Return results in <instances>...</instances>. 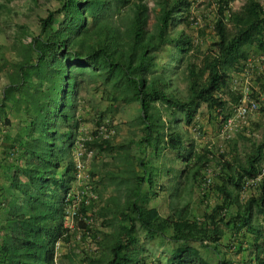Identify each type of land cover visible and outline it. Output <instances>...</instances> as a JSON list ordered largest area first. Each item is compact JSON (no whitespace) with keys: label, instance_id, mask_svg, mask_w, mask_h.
<instances>
[{"label":"trees","instance_id":"1","mask_svg":"<svg viewBox=\"0 0 264 264\" xmlns=\"http://www.w3.org/2000/svg\"><path fill=\"white\" fill-rule=\"evenodd\" d=\"M12 1L0 0V122L5 127L0 137L9 182L0 198V264H75L80 240L65 222L73 203L80 238L93 237L103 247L105 264H146L141 230L178 243L169 264H211L192 242L216 248L222 239L236 251L248 240L252 264H264V175L242 199L244 182L257 176L264 158V131L243 157L234 148L232 160L219 151L217 172L204 184L205 151L213 150L208 144L196 152L193 134L182 126L193 124L199 133L195 119L205 105L218 126L215 133L227 138L224 122L244 98L233 85V71L245 67L252 47L264 53V0H245L239 9L232 8L233 0H215L213 35L205 48L203 30L197 42L177 27L187 23L191 0H154L153 7L147 0H25L36 15V29L16 19ZM162 52L168 55L164 60ZM193 52L201 53L199 60ZM182 65L184 90L175 79ZM118 102L136 104L137 110L125 121L128 136L115 141L114 133L98 128L117 131L110 113ZM86 108L96 115L98 128L83 144L112 164L92 186L100 197L98 181L116 191L101 198L95 212L105 217L102 225L109 231L92 230L83 214L95 198L89 203L73 191L74 145ZM12 118L14 131L9 130ZM241 129L239 124L235 131ZM133 148L141 151L140 158ZM167 150L188 165L195 161L187 170L168 165L162 159ZM162 173L171 174V182L185 174L192 189L198 186L199 209L190 200L168 199L167 214L150 205L157 193L154 179ZM65 245L62 256L69 261L61 263L57 249ZM92 253L86 251L82 259L100 263L102 257ZM217 264L231 260L224 257Z\"/></svg>","mask_w":264,"mask_h":264},{"label":"rangeland","instance_id":"2","mask_svg":"<svg viewBox=\"0 0 264 264\" xmlns=\"http://www.w3.org/2000/svg\"><path fill=\"white\" fill-rule=\"evenodd\" d=\"M150 7L154 6V0H147ZM192 5L190 8V13H187V23L185 22H179L177 24L178 28H185V30L191 34H193L195 41L201 42V39L203 40L202 48L207 45L208 40L212 39V29H211V23L216 16V2L215 0H191ZM245 2V0H233L231 2V6L234 9H239L241 5ZM48 3V1H47ZM46 4V3H45ZM12 7L16 8L18 11L15 13V17L18 21L24 22L29 21L32 23V29L37 28V22H36V15L35 13L31 12V10L26 9L25 0H13L11 3ZM35 10L38 13H44L43 7H35ZM199 30L204 31V35L201 36L199 34ZM201 38V39H199ZM249 55L247 58V62L244 65L245 67L239 68L235 71H233V85L236 87L237 90H240L243 94V97L245 98H252L256 101H258L259 107L250 113H248L243 119L245 121H242L243 119H239V124H242L241 133L239 131H235V129L230 133V135L227 136V138L223 137L220 134L214 133L215 129L218 127L217 124L214 123V121L209 116L208 110L205 107V105H202L200 108V111L195 119V124L197 127L201 126V130L198 133V130H195L193 127V124H190L186 127V125H182L185 129H187L191 134H193V139L195 141V149L196 152H199L203 150V147L210 144L209 147H207L210 150V147L213 151H205V153L208 152L209 161L207 163L208 167L205 169V174L208 169H212L215 174L217 172V168L220 165L219 159L221 156H219V151H226L227 158L232 160L234 158L233 154L234 152L231 151L233 148L236 150L239 157H243L244 154H246L248 151H250L256 142L261 140L262 133L264 131V109L261 107L264 106V53L260 52L255 47H252L249 51ZM193 57L197 60L200 59L201 53L193 52ZM166 52L161 53V60H164L167 58ZM182 69L183 65L180 67L179 76L176 79L177 85H179L180 88L183 90L185 89V80L182 77ZM261 78V79H260ZM2 85V82H0V86ZM83 93H85L83 91ZM87 94V92H86ZM90 96V95H88ZM90 102V101H89ZM90 104V103H89ZM87 105V108L89 106ZM102 107H105L103 104ZM86 108V109H87ZM235 107H232L234 110ZM83 110V113L85 114L83 117V120L81 122V126L79 128V133L77 135V138L75 140L74 145V156L75 160L79 159L81 161L82 166L79 168V172H77V180L74 183L73 191L75 194L79 196L78 199H84L86 201H89L90 198H95V201L93 206L84 213V218L87 222H89V225L93 229H100L109 231L112 228L108 226L102 225V220H104L105 217L99 216L96 212L98 207L103 203L101 198H106L109 195L115 194L116 191L114 187L108 186L106 189H103L102 184L98 181V185H100V188H102V197L98 196L97 192L93 190V185L96 180H99L101 177H104L105 171L112 167V164H107L109 160L108 156L105 155H96L94 156L93 150L89 149L85 144H83V141L91 136L92 132L98 128L96 125V115L90 113L89 110ZM137 110L136 104H122L120 102L116 103L112 110L111 115L113 116L114 124L117 126V131H107L106 126H101L98 128L100 133H103L105 135L114 133L115 137L114 140L118 141L121 138L127 137L128 132V125L125 123L127 119H129L133 113H135ZM81 111L79 110V113ZM106 116H110L109 114ZM200 124V125H199ZM206 133V134H205ZM220 133V132H218ZM203 134V135H202ZM192 136V135H191ZM204 136V137H203ZM214 144V145H213ZM135 148V145H133ZM133 148V151L135 150V154L140 158L139 152L136 151V149ZM82 150L81 154H78V152ZM212 152V153H211ZM215 152V153H213ZM195 156V155H194ZM163 161L167 162V164H170L171 166H174L176 168L184 167V169L187 170L188 166H191L194 161L195 157H193L189 165L186 164V162L182 160H178L175 158V155L169 152L168 150L164 152V157L162 158ZM149 160V159H148ZM148 162V161H147ZM164 164V162H163ZM261 165H264V158L261 161ZM163 167V166H162ZM164 168V167H163ZM90 169L96 170V174L92 175L90 172ZM137 169L139 172H141V167L137 166ZM204 174V175H205ZM214 174V175H215ZM204 177V176H203ZM155 186L157 188V193L153 197H151L150 203L158 205L160 211L164 212L167 209V202L164 201L165 195L168 191L172 190V185L167 182L166 175L163 173L159 176H156L155 179ZM179 182V183H176ZM175 182L174 186H177L178 191L180 193V197H176V194L173 196V199L175 201H178L179 204H182L186 202L187 200H190L191 206L193 209H199V207H196V201L198 200V192L200 191L198 186H194V188H191V181L186 178L185 174H181L177 181ZM250 186H253L249 184L247 186V189L245 192H243V198L246 197V192ZM211 196V202H214L216 198H214V195L210 193ZM91 200L89 201V203ZM87 203V202H86ZM76 206L75 203H73V207L68 208V215L65 218V222L67 225L72 226L76 233V236L73 237L74 240H80L76 241L78 244L77 247V254L74 257L75 264H89L88 259L84 258L82 259V256L86 251L89 253L92 251H96L97 256L102 257V260L100 263L97 264H105V252L103 247H101L100 244H97L95 239L93 237L91 240H89L87 237L80 238L81 233L76 230V219L73 218V212L75 210ZM109 216V215H107ZM74 233V234H75ZM146 234L141 230L140 231V237H144ZM68 248L65 246H59L57 249V259L61 263H67L69 259L67 257L62 256L63 253ZM96 254H90V256L93 258L96 257ZM86 256V255H85Z\"/></svg>","mask_w":264,"mask_h":264},{"label":"crops","instance_id":"3","mask_svg":"<svg viewBox=\"0 0 264 264\" xmlns=\"http://www.w3.org/2000/svg\"><path fill=\"white\" fill-rule=\"evenodd\" d=\"M0 82H2V85L0 86V97H1V89L3 86V79H0ZM2 123L0 122V135L2 131H5V127L1 125ZM16 121L12 118V123L9 125V130L14 131L16 130ZM215 133V132H214ZM5 140V139H4ZM5 146V141H0V198H4L6 194V189L9 184L8 179H7V159H4V153L3 148ZM169 165V164H168ZM171 174H167V182L172 185V190L168 191L167 194L165 195L164 201L167 202V209L162 212L160 211L158 205L150 203V205H155L158 207L159 211L161 214H167L170 211V207L168 205V199H173V196L175 193L179 194L178 189H174L175 181L171 182L170 179ZM257 184V183H256ZM176 190V191H175ZM151 200V199H150ZM264 225V222H263ZM223 226V225H222ZM225 232L227 233V236H229L231 229L229 227H224ZM146 235L141 238L143 243L145 244V254L147 255L146 257V264H169V255L173 248L178 244L177 242L169 239L168 237H163L161 234H154L153 236H150L146 232H144ZM226 236V237H227ZM225 237V238H226ZM226 240L222 239L220 242V245L218 243L217 247L214 248L213 246H203L199 244V242H192L194 246H197L199 248L200 254L207 258L211 264H217L219 260L222 258H227L231 260V264H252L254 263V258L252 253H250L251 248H249L250 243L248 240L244 239V243L242 244V249L239 251H236L237 247L235 246H228L224 245V242ZM219 250L221 252H219Z\"/></svg>","mask_w":264,"mask_h":264},{"label":"built area","instance_id":"4","mask_svg":"<svg viewBox=\"0 0 264 264\" xmlns=\"http://www.w3.org/2000/svg\"><path fill=\"white\" fill-rule=\"evenodd\" d=\"M259 107L258 101L252 99V98H243L234 108L233 114L230 115L228 118H226L225 122H224V132L227 135H230V133L237 128V126L239 125V119L240 118H244L248 113L255 111L257 108ZM242 121H245L244 119ZM2 140V138L0 137V141ZM82 150H80L78 152V154H81ZM82 166L81 161H79V159H77L76 161V167L78 169L79 172V168ZM214 171L212 169H208L205 176H204V184H208L210 183L211 179H212V175H214ZM264 175V165L260 166V170L257 174L256 177L251 178V179H247L244 182L243 185V190L245 191L247 189V186L249 184H253L255 185L260 178ZM75 213V212H73Z\"/></svg>","mask_w":264,"mask_h":264}]
</instances>
